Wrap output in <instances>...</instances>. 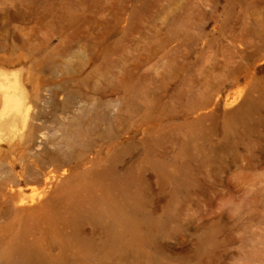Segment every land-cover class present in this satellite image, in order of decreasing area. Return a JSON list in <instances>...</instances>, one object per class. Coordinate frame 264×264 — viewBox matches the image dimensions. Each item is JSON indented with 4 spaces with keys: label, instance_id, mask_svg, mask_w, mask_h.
<instances>
[{
    "label": "rangeland",
    "instance_id": "obj_1",
    "mask_svg": "<svg viewBox=\"0 0 264 264\" xmlns=\"http://www.w3.org/2000/svg\"><path fill=\"white\" fill-rule=\"evenodd\" d=\"M13 95L0 264H264V0H0Z\"/></svg>",
    "mask_w": 264,
    "mask_h": 264
},
{
    "label": "bare ground",
    "instance_id": "obj_2",
    "mask_svg": "<svg viewBox=\"0 0 264 264\" xmlns=\"http://www.w3.org/2000/svg\"><path fill=\"white\" fill-rule=\"evenodd\" d=\"M8 98L5 103L9 102V106L4 105L0 111V133L16 132L20 129L19 127H23L25 121L26 110L24 112L21 110L24 106L21 96L13 95L11 97L8 96Z\"/></svg>",
    "mask_w": 264,
    "mask_h": 264
}]
</instances>
